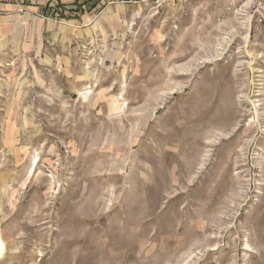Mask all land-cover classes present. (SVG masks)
<instances>
[{"label": "rangeland", "instance_id": "obj_1", "mask_svg": "<svg viewBox=\"0 0 264 264\" xmlns=\"http://www.w3.org/2000/svg\"><path fill=\"white\" fill-rule=\"evenodd\" d=\"M85 12L0 39V264H264V26Z\"/></svg>", "mask_w": 264, "mask_h": 264}, {"label": "crops", "instance_id": "obj_2", "mask_svg": "<svg viewBox=\"0 0 264 264\" xmlns=\"http://www.w3.org/2000/svg\"><path fill=\"white\" fill-rule=\"evenodd\" d=\"M117 2L115 0H0V39L12 29H16L24 14L35 13L46 5L52 7L56 3L59 9L73 15L81 11L87 13L91 8L100 9L101 6ZM109 9L110 7H107L103 13ZM103 13L101 18L106 17ZM69 23L72 24L73 21Z\"/></svg>", "mask_w": 264, "mask_h": 264}, {"label": "built area", "instance_id": "obj_3", "mask_svg": "<svg viewBox=\"0 0 264 264\" xmlns=\"http://www.w3.org/2000/svg\"><path fill=\"white\" fill-rule=\"evenodd\" d=\"M122 3L133 2V0H115ZM140 2H145L147 4H152L153 8L159 11L161 8L167 5H177L179 7L188 5L191 2H214L220 0H139ZM241 2V7H244L249 13H251L252 18L255 19L257 24L264 26V0H233Z\"/></svg>", "mask_w": 264, "mask_h": 264}, {"label": "bare ground", "instance_id": "obj_4", "mask_svg": "<svg viewBox=\"0 0 264 264\" xmlns=\"http://www.w3.org/2000/svg\"><path fill=\"white\" fill-rule=\"evenodd\" d=\"M4 250H5L4 240H3L2 236H1V232H0V255L3 254Z\"/></svg>", "mask_w": 264, "mask_h": 264}]
</instances>
